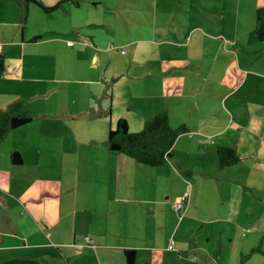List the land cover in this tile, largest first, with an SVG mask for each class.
Here are the masks:
<instances>
[{
	"label": "crops",
	"instance_id": "0c3cea01",
	"mask_svg": "<svg viewBox=\"0 0 264 264\" xmlns=\"http://www.w3.org/2000/svg\"><path fill=\"white\" fill-rule=\"evenodd\" d=\"M39 1L63 2L0 0V110L32 117L0 141V263L264 264V0L246 26L225 1ZM160 112L185 128L163 163L108 148Z\"/></svg>",
	"mask_w": 264,
	"mask_h": 264
},
{
	"label": "trees",
	"instance_id": "16d2710c",
	"mask_svg": "<svg viewBox=\"0 0 264 264\" xmlns=\"http://www.w3.org/2000/svg\"><path fill=\"white\" fill-rule=\"evenodd\" d=\"M25 6L28 1L36 3L44 11L49 12L56 9L63 1L55 5H44L39 0H16ZM249 39L253 41H264V6L255 11V26L249 32ZM3 56L0 54V75L3 72ZM32 119L26 104L22 100H14L5 108L0 110V141L12 129L19 127ZM185 130L184 127L173 128L169 124L165 112L156 113L138 131H131L125 119H118L109 128L107 135V146L112 151L123 152L136 161L148 165H159L170 156V148L177 135ZM219 164L228 166L239 160V155L234 148L227 145H218L216 149ZM11 159L14 162H22V154L13 150ZM125 264H134L135 250L127 248L124 250ZM0 264H38L29 259H9Z\"/></svg>",
	"mask_w": 264,
	"mask_h": 264
},
{
	"label": "rangeland",
	"instance_id": "374dc122",
	"mask_svg": "<svg viewBox=\"0 0 264 264\" xmlns=\"http://www.w3.org/2000/svg\"><path fill=\"white\" fill-rule=\"evenodd\" d=\"M182 1V5L184 6V7H190V3L189 2H186V1H184V0H181ZM225 1V4H226V9H229L228 10V12H226L225 14H224V18L225 19H227V20H231L233 17H236V16H233L232 15V13H231V9L234 7V8H236V7H238V5H239V3H240V9H241V16H240V20H241V22H243V24H244V26H246L247 25V20H248V16H249V12H247V8H246V5L250 2V3H252V1H254V0H218V1H216V0H213V2H214V4L216 3H218V4H220V5H222V3ZM209 2L211 3V1L210 0H208V1H206L205 3L207 4H209ZM261 3H262V1H261ZM261 6H264V1H263V4H261ZM222 15V13L220 14V16ZM108 18H110V17H108ZM250 18H251V16H250ZM253 19V18H252ZM251 19V20H252ZM254 20V19H253ZM262 42H260V44H261ZM263 180H264V178H263Z\"/></svg>",
	"mask_w": 264,
	"mask_h": 264
},
{
	"label": "built area",
	"instance_id": "2783aa9c",
	"mask_svg": "<svg viewBox=\"0 0 264 264\" xmlns=\"http://www.w3.org/2000/svg\"><path fill=\"white\" fill-rule=\"evenodd\" d=\"M173 206H174V208L177 209L178 207H180V202L179 201L174 202ZM88 241H90V240H88Z\"/></svg>",
	"mask_w": 264,
	"mask_h": 264
}]
</instances>
